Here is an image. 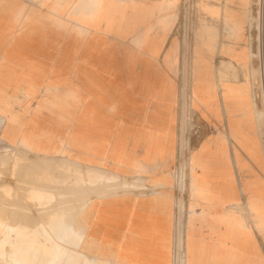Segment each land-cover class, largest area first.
Returning a JSON list of instances; mask_svg holds the SVG:
<instances>
[{
	"label": "crops",
	"instance_id": "crops-1",
	"mask_svg": "<svg viewBox=\"0 0 264 264\" xmlns=\"http://www.w3.org/2000/svg\"><path fill=\"white\" fill-rule=\"evenodd\" d=\"M204 2L217 15L201 12V19L216 34L213 51H204L203 76L216 83L219 105L200 103L196 108L207 130L193 150L201 154L198 173L202 177L197 196L191 195L189 187L183 196L182 228L187 241L197 246L212 238L225 240L231 236L242 239L252 235L260 240L264 234V148L257 139L256 126L248 122L250 111L236 113L232 135L221 86L222 82L251 83L250 78L246 79L242 59L231 57L226 49L221 51L222 45L235 52L245 48L244 29L238 39L239 33L225 27L223 20L225 7L242 11L240 0ZM180 3L181 0H0L3 148L41 159L43 166L33 167L41 172V178L48 167H62L58 159L68 158L82 167L100 170H91L93 176H113L101 172L108 171L144 181L146 190L141 193L93 197L79 211L59 212L40 223L45 235L58 227L61 235L88 237L93 256L109 258L114 264L173 263L182 197L176 154L179 142H165L163 129L165 121H169L178 134L179 118L176 105H165L169 95L164 82L171 78L179 92L176 77L180 57L171 63L176 72H169L163 53L174 40L178 42L174 34L180 23ZM197 11L195 7V16ZM233 107L230 106L234 110ZM173 147L171 153H165V148ZM165 163L171 169L165 170ZM203 170L207 172L203 174ZM207 174L211 179H205ZM50 192L46 193L47 205H37L40 209L55 198ZM254 217L263 223V231L252 224ZM235 223L240 226H233ZM8 233L5 235L18 236L16 241L22 236H27V241L42 240L36 238V227L23 224ZM211 253L194 254L197 260L192 264H207ZM231 253L234 254L216 253L214 257H244L246 264H264L257 259L264 258L263 246L252 255Z\"/></svg>",
	"mask_w": 264,
	"mask_h": 264
},
{
	"label": "rangeland",
	"instance_id": "rangeland-1",
	"mask_svg": "<svg viewBox=\"0 0 264 264\" xmlns=\"http://www.w3.org/2000/svg\"><path fill=\"white\" fill-rule=\"evenodd\" d=\"M249 3L245 7H240L242 10L240 13L231 11L230 9V11L228 12L226 11V8L228 7L224 8V24L225 27H227L232 32H234V29L232 27V15L237 17H241L242 15H244L246 17L241 32L244 29L243 42L245 47L246 45L249 46L250 51L253 54V58L251 60L244 61V67L247 68L246 79L249 80L248 78H250V84H248L247 81L244 84H234L226 82L221 83V86L224 89L222 93L223 104L229 102L233 103L230 99H228V97H226V94L231 95L228 88L225 86L227 85L234 87L239 93V96H242L244 98H251L252 96H255V108L259 111H264V0H249ZM195 7L198 9L196 16ZM204 11L215 15V11L211 10L207 3L204 2V0H181L180 23L178 25L177 34H174V38H176L179 43L177 42L176 47L173 46L172 49H170V44L169 47L164 51V53L168 51L173 52L172 61L169 64L164 63L165 69L167 71L174 73L176 72V67L172 66L171 63H175L178 57H180V66L178 73L179 75L176 77V84L179 88V92L175 88L174 82L171 78L167 77V80L164 82L165 93L169 95V97L165 98V105H176L175 111L177 113V117L179 118V133H176L174 124L172 125L171 122L165 121L163 138L165 142H170L172 144L176 143V141L179 142L178 148L176 150V154H179V179L180 176L185 175V177L183 176V179H185V185L182 186L179 183L180 191L182 194V201L180 200L178 207L179 217L177 220L176 235L174 239V257L172 264H174V259L177 255L175 244L176 239L179 236H181V238L186 237L182 228V213L183 196L187 193V181L188 177L191 175L190 168L187 163L191 156L198 155L200 153L193 150L197 147L198 142L204 137L206 130L204 121L202 120V116L196 111V108L199 107V103H197L196 101L191 102L190 100V93L192 90L195 72L192 60V45L194 43L195 34L199 30V28L202 26H208L205 20L203 18L201 19V12ZM88 18L90 19V17ZM84 19L89 20L86 17H84ZM248 21H250V23L252 24L251 27L248 26ZM162 39H164V37ZM225 47L226 45L223 47V49H226ZM203 50L209 52L206 49ZM229 50L231 49H227V51ZM237 57L242 58L239 52H237ZM235 73L237 74V72ZM215 87L216 83L212 81L210 82V85L206 90H203V88L200 89L201 91L203 90V92L205 91L204 93L208 94L207 97L203 96L205 101L209 100V102H212L211 98L215 96ZM173 149H175V147L170 149L165 148L164 151L165 153H171ZM39 160L41 159L36 158L32 154H26L21 150H17L16 152L7 150L3 148V144H0V238L7 239V241L0 240V245L3 244L2 249H0V264H14L13 260L17 258L16 255L12 254L13 250H11L12 248L10 247L12 243L16 242V240L14 239H17L18 236H7L5 234H9L8 232L12 228H17L18 224H23L31 228L36 227V238L42 239L41 241H36L38 243H48V238L59 241L61 237L74 235H61L59 233L60 229H58V227L57 229L54 228L55 230H52L51 235H45L41 230L43 224L40 223L49 221L50 217H53L59 212L69 213L73 211H79L82 207L89 204V202L92 201L93 197L124 193L128 192V190L130 192L141 193L140 190H142V188L146 190L144 181L140 177L127 179L108 171L101 172H105L106 174H113L117 177V179L110 180L109 178H104L101 176H93V173H91L90 171L94 168L82 167L81 165L69 160L68 158L58 159L62 167L54 168L53 166H50L47 168V170L45 169L44 174L48 178L47 180H45L39 177V175L41 174L40 171L36 172L35 170H33V164L37 162L39 163ZM164 169L169 170L171 169V167L165 163ZM198 169L199 168L196 169L195 174H198L200 177H202L201 173H198ZM202 172L204 174L207 171L203 170ZM206 176L207 177H205V179H211L210 176ZM108 179L112 183L109 182ZM38 180H40L41 182ZM43 180L44 182H42ZM38 182L44 183L46 187L53 191L55 195V198L51 199L52 203L44 209H40L37 205L32 203V201L28 202L29 198H27L26 196L30 188H32L35 183L37 184ZM128 187H131V189L127 190L126 188ZM76 204H78L79 206ZM21 238H27V236H22ZM78 238H80L81 240L85 238L83 241H89L88 237L81 236ZM212 240H217L220 244L216 248V250L210 254L211 256L206 259L207 264H246L247 259L244 257H214L216 253L228 252L229 254H234L230 252V247H233L232 236L231 238L229 237L225 240H220L218 238H212ZM255 240L260 244L262 249V242L256 238ZM7 248L9 249V251ZM78 251L82 256L87 258L89 264H114L111 259L93 256V252H89L87 250H84L83 248L78 249ZM180 254L183 258L181 264H185L184 252L182 251ZM73 255L74 252L70 251L68 252V256L56 255V257H54L52 255H38L37 259L38 261H40V264H71L69 260Z\"/></svg>",
	"mask_w": 264,
	"mask_h": 264
},
{
	"label": "bare ground",
	"instance_id": "bare-ground-1",
	"mask_svg": "<svg viewBox=\"0 0 264 264\" xmlns=\"http://www.w3.org/2000/svg\"><path fill=\"white\" fill-rule=\"evenodd\" d=\"M229 1V0H227ZM249 3V0H240L239 3V7H245L247 6ZM250 4V3H249ZM226 11H230L228 8H226ZM205 12V11H204ZM227 13V12H225ZM214 14L216 15L217 12H214ZM229 14V13H228ZM242 14V13H241ZM231 16V15H230ZM233 18V22H232V27H233V31L236 33H239L238 39L241 38L240 33L242 30V26L244 24V21L246 20V17L244 15H242L241 17H237L232 15ZM251 20V19H250ZM255 23V22H253ZM251 23L250 21H248V26L251 27ZM258 25V24H257ZM259 26V25H258ZM165 30H167V28L165 27ZM249 34V33H248ZM249 37V35H248ZM237 39V38H236ZM216 40V34L213 30V28L209 27V26H202L199 28V30L196 32L195 37H194V43L192 45V56H193V66H194V79H193V84H192V90H191V102L196 101L197 103H202V104H206V105H211L209 100L205 101L204 97H203V90L207 89L210 85V81L209 79H207L206 77H204L203 73H204V68L203 67V63H204V50L206 49L209 52H212L214 49V42ZM162 42H165V38L162 39ZM238 42V41H237ZM241 42V41H239ZM176 43L177 41L174 40L173 43H171L170 45V49L174 47H176ZM218 46V45H217ZM237 46V45H236ZM240 46V45H239ZM224 46H222L221 51L224 53L225 49H223ZM227 49H231L232 48H226ZM229 50L226 53H228L231 57H237V52H235L234 50ZM159 52V50H158ZM225 53V54H226ZM239 53L242 56V61L244 62L245 60H251L253 58V54L250 51V48L248 45H246V47L244 49H241L239 51ZM264 53V51H263ZM155 55L156 52L154 53ZM206 56V54H205ZM177 57V56H176ZM208 57V56H207ZM173 58V52L172 51H168L164 53V63L165 64H169L172 61ZM186 58V57H185ZM185 58H184V62H185ZM228 61V60H227ZM208 62V61H207ZM237 62V61H236ZM191 64V63H190ZM239 64V63H238ZM174 71V70H173ZM211 71V70H210ZM220 75L222 74L221 72H219ZM218 73V74H219ZM224 83V82H223ZM230 94L228 95L226 94V97H228V99L231 100V102L233 103H224V106L226 107L229 117L230 118V129L232 132V135H235V122H236V113L237 112H242L243 110L245 111V113L247 114V112H252L249 115V120L248 122L251 124H254L257 128V139L259 138L260 143L263 145L264 144V140H263V135H264V111H259L255 108L256 105V97L252 96L250 99L248 97H242L239 96V93L237 92V90L234 87L231 86H227L225 85ZM203 88V90L201 91L200 89ZM216 88V87H215ZM210 90V89H209ZM211 92V91H210ZM211 95V94H210ZM212 100V104L215 106H218V100L214 97L211 98ZM231 105H234V107H236L234 110L232 108H230ZM233 107V108H234ZM218 108V107H216ZM222 108V107H221ZM210 109V108H209ZM216 111V110H215ZM217 113V112H216ZM226 113V112H225ZM244 113V114H245ZM221 114V113H220ZM241 114V113H240ZM225 116V115H224ZM219 117V116H218ZM222 117V116H221ZM248 118V117H247ZM243 119V118H242ZM246 119V118H245ZM226 120V119H225ZM229 121V120H227ZM240 121H244V120H240ZM253 125V126H254ZM249 127V126H248ZM251 128V127H250ZM237 129V128H236ZM248 130V129H247ZM255 130V129H254ZM253 130V131H254ZM228 131V130H226ZM240 132V131H239ZM252 132V131H251ZM227 133V132H226ZM242 133V132H241ZM249 133V132H248ZM237 136V135H236ZM240 136V135H239ZM228 137V136H227ZM238 137V136H237ZM247 137V135H246ZM251 137V136H250ZM248 139H250L248 137ZM256 139V141H257ZM241 140V139H239ZM238 140V141H239ZM252 140V139H251ZM250 140V141H251ZM247 141V140H246ZM254 141V140H253ZM248 142V141H247ZM246 142V143H247ZM240 143V141H239ZM241 144V143H240ZM151 145V144H150ZM248 145V144H247ZM252 145V144H251ZM207 147V146H206ZM246 147V146H244ZM210 149V148H209ZM159 150V149H157ZM251 152V151H250ZM15 155V154H14ZM200 153L198 155H193L190 157L189 161H188V165L190 168V172L191 175L188 177V187L190 189L191 195H193L194 197L197 196L198 194V189H199V180L201 179V177L198 174H195V171L197 168L201 167L200 164ZM250 155H247V157ZM256 156V155H255ZM239 157V156H238ZM258 157V156H257ZM254 158V157H253ZM252 158V159H253ZM260 158V157H259ZM16 159V158H14ZM13 159V160H14ZM250 159V158H249ZM264 160V159H263ZM236 161H238L236 159ZM241 161V160H240ZM239 161V162H240ZM256 161V159H255ZM260 161V160H259ZM258 161V162H259ZM241 163V162H240ZM239 163V164H240ZM253 163V162H252ZM257 163V161H256ZM260 163V162H259ZM258 163V164H259ZM262 163V162H261ZM43 163H34V168L37 169V167H42ZM237 164V162H236ZM246 164V163H245ZM244 164V165H245ZM31 165V164H30ZM42 165V166H41ZM241 165V164H240ZM242 165V166H244ZM257 166V164H256ZM15 168V166H14ZM188 168V167H187ZM258 168V167H257ZM264 168V166H263ZM259 169V168H258ZM15 170V169H14ZM81 170V169H80ZM79 170V171H80ZM93 170V169H92ZM78 171V170H77ZM200 174V173H199ZM227 174V173H226ZM32 175V174H31ZM105 175V174H104ZM183 175V174H182ZM208 175V174H207ZM33 176V175H32ZM185 177V175H183ZM183 176H180L179 179V183L184 186V180ZM252 176V175H251ZM41 177V176H40ZM43 177V176H42ZM66 177V176H65ZM105 177V176H104ZM207 177V176H206ZM211 177V176H210ZM216 177V176H215ZM229 177V176H227ZM35 179V178H34ZM37 179V178H36ZM43 179L47 180V177H43ZM109 179L111 180H115L117 179V177L115 175L113 176H109ZM108 179L109 182H111ZM62 180V179H61ZM207 180V179H206ZM40 181V180H38ZM49 181V180H48ZM100 181V180H99ZM104 181V180H102ZM127 181V180H126ZM41 182V181H40ZM44 182V180L42 181ZM248 182V181H246ZM39 183V182H38ZM112 183V182H111ZM126 183V182H125ZM27 184V183H26ZM30 184V183H29ZM36 184V183H35ZM109 184V183H107ZM33 185V184H32ZM207 185V184H206ZM264 185V184H263ZM31 186V185H30ZM259 186V185H258ZM51 187V186H50ZM54 188V187H53ZM89 189V188H88ZM136 189V188H135ZM145 190L142 188V190H140L141 192ZM49 191V192H47ZM189 191V190H188ZM129 192V190H128ZM260 192V191H259ZM46 193H50V190L48 189V187H46V185L43 183L42 185L40 184H36L31 188V193H29L28 195H26L29 200L31 201H35V205H38L40 208L44 207L47 205V195ZM253 193V192H252ZM103 194V193H102ZM238 194V193H237ZM54 195V194H53ZM254 195V194H253ZM105 196V195H104ZM55 197V196H54ZM251 197V196H250ZM88 198V197H87ZM90 199V198H89ZM88 200V199H87ZM194 200V199H193ZM56 201V200H55ZM196 202V201H195ZM119 203V202H118ZM78 205V204H76ZM79 206V205H78ZM82 206V205H81ZM248 206V205H247ZM46 208V207H45ZM201 210V209H200ZM245 211V210H244ZM246 212V211H245ZM233 215V214H232ZM248 215V214H247ZM28 217V216H27ZM253 217V216H252ZM244 218V216H243ZM22 219V218H21ZM249 219V217H248ZM257 217L253 218L252 224L259 230L261 231V225L263 223H261V221H257ZM136 220V219H135ZM191 220V219H190ZM38 221V220H37ZM138 221V220H137ZM250 221V220H249ZM251 222V221H250ZM27 224V223H26ZM252 225V226H253ZM190 226V225H189ZM233 226H240V223H235ZM20 227V226H19ZM218 227V226H217ZM189 228V227H188ZM263 231V230H262ZM243 232V231H242ZM14 236V235H11ZM164 237V236H163ZM233 237V247H230V252H239V253H244V254H255L258 251L261 250V246L260 244L255 240V238L252 235H248V236H244L241 238H237L235 236ZM192 240V239H191ZM4 241V240H3ZM48 243H38L36 241H27L26 238H22L19 241H16L14 243L11 244L12 248L11 250H13L14 255L17 256V258L14 261V264H40V261H38L37 256L38 255H52L54 257H56V255L58 256H68V252L73 251L74 255L71 256L70 258V263L71 264H89L88 260L86 257L82 256L78 249L83 248L84 250H87L89 252H92V243L91 241H83L78 237H74V236H64L61 237V239L58 240H53L52 238H48ZM197 241V240H196ZM195 241V243H196ZM260 241L262 242V245L264 246V234H262V237L260 239ZM191 242V241H190ZM192 243V242H191ZM189 243V240L187 241L186 237L181 238V236H179L176 239V251H177V255L176 258L174 259V264H181V261L183 260L182 256H181V252H184L185 255V264H192L193 260H197L194 257V254H199V253H204L207 251H215L216 248L219 246V242L217 240H209V243L206 244H201V245H193ZM200 244V242H199ZM229 245V244H228ZM3 244L0 245V249H2ZM8 249V248H7ZM6 250V249H5ZM9 251V249H8ZM12 252V251H10ZM143 253V252H142ZM151 253V252H150ZM199 257V256H198ZM258 257V256H257ZM143 259V258H142ZM258 260H260L261 262H264V258H257ZM146 260V259H145ZM200 261V259H199ZM12 262V261H11ZM48 262V261H47ZM49 263V262H48Z\"/></svg>",
	"mask_w": 264,
	"mask_h": 264
}]
</instances>
